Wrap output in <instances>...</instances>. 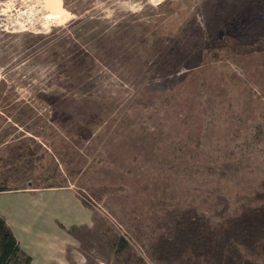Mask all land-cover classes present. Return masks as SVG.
<instances>
[{
	"label": "rangeland",
	"instance_id": "rangeland-1",
	"mask_svg": "<svg viewBox=\"0 0 264 264\" xmlns=\"http://www.w3.org/2000/svg\"><path fill=\"white\" fill-rule=\"evenodd\" d=\"M48 1L59 18L43 0H0V161L15 142L44 150L30 184L0 162V185L80 194L90 223L57 222L77 264H183L148 249L174 210L215 224L264 203V55L219 46L264 38V0ZM84 53L104 60L74 67ZM40 193L0 204L59 201Z\"/></svg>",
	"mask_w": 264,
	"mask_h": 264
},
{
	"label": "trees",
	"instance_id": "trees-1",
	"mask_svg": "<svg viewBox=\"0 0 264 264\" xmlns=\"http://www.w3.org/2000/svg\"><path fill=\"white\" fill-rule=\"evenodd\" d=\"M222 38L226 41L219 42L220 47L233 48L232 50L238 54H254L259 57L264 55V46H261L264 38H258L251 47L244 45L246 47L238 49H234L238 44L233 41L235 37L223 36ZM51 42L49 41L48 44ZM96 55L79 54L74 67L84 68L82 65L92 64L96 58L104 60L102 56ZM30 142L35 141L31 139ZM8 151L10 155L7 160L0 162L3 166L16 170L12 174L16 176L14 179L30 184V180L35 175L33 171L38 166L37 152L41 151L42 159L44 150L38 144L19 141L11 144ZM44 187L56 186L50 184ZM261 187L259 196L264 199V176ZM18 189L19 187L0 185V192ZM78 195L82 204L89 207L80 194ZM170 219L172 225L165 223V230L151 241L148 247L150 256L161 259L165 255L170 259L171 255L176 254L181 256L183 264H190L195 256L210 264H258L256 257L264 256V203L255 208L245 207L241 212L215 224H212L204 214L198 213L195 207L178 208L172 212ZM116 243L118 250L127 246V241L122 236L118 237ZM128 259H134L132 264H145L144 260L135 253L130 254ZM30 260L31 257L19 247L10 226L0 216V264H30Z\"/></svg>",
	"mask_w": 264,
	"mask_h": 264
},
{
	"label": "crops",
	"instance_id": "crops-1",
	"mask_svg": "<svg viewBox=\"0 0 264 264\" xmlns=\"http://www.w3.org/2000/svg\"><path fill=\"white\" fill-rule=\"evenodd\" d=\"M41 191H55L59 201L52 203L44 196L45 200L41 202L25 201L13 206L3 202L0 204V216L10 226L19 247L31 257L30 264H77L74 239L65 235L64 230L57 226V222L65 227L90 223L91 213L82 204L76 191L71 188H48L33 193L6 190L0 192V198L7 194L22 198L27 194L32 196L41 194ZM63 203H67L73 213L69 218L61 221L57 217L60 215L59 210ZM51 210L52 214L49 213ZM43 217L50 219V224L53 223L51 227L44 224Z\"/></svg>",
	"mask_w": 264,
	"mask_h": 264
},
{
	"label": "bare ground",
	"instance_id": "bare-ground-1",
	"mask_svg": "<svg viewBox=\"0 0 264 264\" xmlns=\"http://www.w3.org/2000/svg\"><path fill=\"white\" fill-rule=\"evenodd\" d=\"M52 2L53 3L50 4L48 0H43L44 7H45L46 10H48V15L47 16H48V18H49V16L51 18H59V16L61 15V13L63 11V8L60 6V4L58 2H56V1H52Z\"/></svg>",
	"mask_w": 264,
	"mask_h": 264
}]
</instances>
